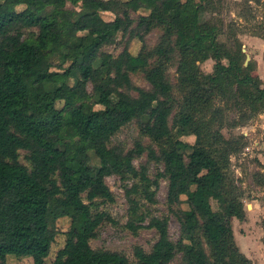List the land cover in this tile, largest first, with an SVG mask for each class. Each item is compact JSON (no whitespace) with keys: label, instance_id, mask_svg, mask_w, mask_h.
<instances>
[{"label":"trees","instance_id":"trees-1","mask_svg":"<svg viewBox=\"0 0 264 264\" xmlns=\"http://www.w3.org/2000/svg\"><path fill=\"white\" fill-rule=\"evenodd\" d=\"M4 6L10 13H0V264H8L9 254L30 257L31 264H45L58 233L56 221L61 217L80 225V231L72 227L64 232V249L71 258H60L53 264H132L121 253L95 250L89 244L100 223L99 215L91 210L92 201L113 199L105 177L139 176L147 182L143 195L150 200L153 196L148 192V179L132 162L145 148L140 142L127 151L109 146L111 136L130 121L142 119L140 131L152 140L161 141L170 134L172 85L166 65L175 51L183 58L178 63L184 80L193 84L188 98L203 89L196 78L198 70H191L197 68L198 60H214L212 72L206 74L209 90L220 89L223 78L234 73L239 84H250V75L241 76L244 55L238 52L227 65L222 63L215 49L214 30L198 29L199 10L194 0H4L0 8ZM141 9L148 13L136 15L142 23L137 28L132 13ZM104 11L113 13L114 18L104 19ZM154 24L165 26L167 35L175 36L173 45L178 48L168 44L159 47L157 64L149 66L148 54L143 52L144 34ZM29 29L36 34L24 36L23 31ZM118 33L127 35V40L138 39L142 46L136 54L125 46L117 56L97 64L100 49L115 43ZM204 39L207 44L200 42ZM193 46L199 50V57L189 53ZM54 55L68 66L51 70ZM136 71L144 74L149 88L132 83L130 74ZM68 79H73L72 85ZM87 83L92 86L91 93L86 92ZM254 88L264 98V88L257 84ZM59 102L62 106L57 108ZM94 105L102 108L95 109ZM191 117V113L180 116V133L169 149H162L159 155L148 149V154L163 165L160 175L168 181L167 203H179L180 196L194 185L220 208L213 211L207 207L197 213L179 210L175 214L178 240L172 241L163 229L150 251L134 247V264H167L177 254L186 264H210L199 232L210 245L221 249L222 264H226V253L231 255L221 245L224 241L234 245L231 220L244 218L243 207L225 195L223 166L198 146L196 127L188 130ZM90 131L96 133L91 140ZM187 134L196 136L194 144L180 138ZM19 150L26 151L31 167L18 160ZM89 151L99 159V165L83 163L81 157ZM39 161L43 166L39 167ZM187 162L206 172L190 174ZM138 188L135 183L125 189L131 214L127 227L131 231L139 227L134 223L140 219L138 202L131 196L139 192ZM81 193L89 202L79 200L72 210L71 196ZM185 240L190 242L195 258ZM236 253L245 264L250 263L240 250Z\"/></svg>","mask_w":264,"mask_h":264},{"label":"rangeland","instance_id":"rangeland-1","mask_svg":"<svg viewBox=\"0 0 264 264\" xmlns=\"http://www.w3.org/2000/svg\"><path fill=\"white\" fill-rule=\"evenodd\" d=\"M31 0H28L30 2ZM196 9L199 10L197 19L198 29H213L215 36V49L219 53L223 64H228L229 58H233L238 52L244 57L242 59V75H250L252 82L243 85L238 83L236 73L225 76L221 82L220 89L216 87L209 90V82L206 74L213 70L214 60L196 62L198 70L197 81L201 90L188 98L192 92L193 84L184 80L182 66L178 62L181 59L177 51L172 54V59L166 65V72L172 89V111L168 120L170 134L161 141H154L140 131V121L132 120L122 126L110 138L109 146H116L125 151L134 149L135 143L145 148L141 155L133 159L134 166L139 173H143L148 179L150 187L148 192H153L152 199H148L142 193L147 182L138 177L125 175L124 178L118 175L105 177V183L113 194V199L102 200L101 198L92 201L91 210L99 215V225L89 238L91 248L118 252L127 257L130 263L134 264L136 258L133 250L135 246H140L145 252L150 251L159 233L166 229L172 241L179 238V224L175 214L183 212H200L207 207L213 211H218L219 203L206 198L202 192L192 185L189 191L180 196L179 203H167L168 181L161 176L163 165L150 159L148 149H152L157 155L162 149H169L174 140L179 135L181 128L179 119L183 113H191L192 120L189 125L193 130L196 127L199 137L198 146L210 152L223 166L225 173L224 193L231 202L238 200L243 207L244 218L238 220L233 218L231 226L234 236V245L249 260V264H264V98H261L259 90L254 88L255 84L259 88H264V0H194ZM70 7L69 3L66 4ZM71 8V7H70ZM0 13L7 16L10 10L4 6L0 8ZM148 11L141 9L138 13H132L135 19L134 26L139 28L142 23L138 22L137 14H147ZM105 19L108 16L104 14ZM36 30H24L23 35H35ZM210 38V37H208ZM207 38V39H208ZM128 36L118 33L115 43L103 46L99 51V60L105 63L110 57L117 56L126 46L131 52L135 51L139 40L134 38L127 40ZM175 36H169L166 27L154 24L146 34H144V54H148L149 66L156 65L158 58L156 50L163 45H170L174 48ZM207 44V40H201ZM190 54L199 57L200 52L195 46ZM188 54L187 57L190 56ZM182 55H185L182 53ZM51 70H59V67L68 66V62L63 63L58 55L51 56ZM179 66V67H178ZM149 69V68H148ZM181 71V72H180ZM134 85L149 88L144 74L136 71L130 74ZM182 79H181V78ZM72 85L73 79H68ZM186 82V83H185ZM208 86V87H207ZM86 92H92L90 83L86 84ZM207 89V90H206ZM83 95V93H81ZM154 98V96H150ZM62 106V102L57 104V108ZM95 109H101V105H94ZM96 135L95 132L88 133L91 140ZM65 138L66 135L63 133ZM183 141L194 144L196 136L187 134L181 135ZM189 151V149H188ZM25 150L18 151V160L31 167L27 160ZM83 163L95 166L99 165V159L89 151L82 157ZM39 167L43 162H38ZM189 173L201 175L206 170H201L197 166L187 162ZM139 184V192L131 193L132 198L138 202L137 216L139 220L134 223L139 226L136 231H131L127 227V222L131 218L129 213L130 204L125 195V189L132 184ZM71 209L76 203L82 200L86 203L85 193L71 196ZM236 200V201H237ZM236 204V203H235ZM200 220L201 217H199ZM56 226L58 233L51 245L49 255L45 258V264H53L56 260L71 258V254L64 249V232L74 227L80 231V225L72 224L68 217L57 219ZM204 249L209 256L210 264H222L220 256L223 255L221 249L213 247L206 241V237L199 232ZM225 253L231 251V255L226 253V264H245L231 241H224ZM187 248L193 258L196 257L189 241L185 240ZM8 264H31L30 257H7ZM236 262V263H235ZM167 264H186L184 257L177 254Z\"/></svg>","mask_w":264,"mask_h":264},{"label":"crops","instance_id":"crops-1","mask_svg":"<svg viewBox=\"0 0 264 264\" xmlns=\"http://www.w3.org/2000/svg\"><path fill=\"white\" fill-rule=\"evenodd\" d=\"M3 1H4V0H0V3H2ZM122 1H128V0H122ZM104 14H106V15L108 16V19H106V20H112V19L114 18V14L111 13V12H109V11H104V12L102 13L103 18L105 19ZM139 48H140V46H139V44L137 43V47H136L135 51H133V52L129 51V52H130L131 54H136V53L138 52ZM64 218H66V217H61V218H59V219H64ZM59 219H58V220H59ZM10 256H14V255L9 254V255L6 256V259H7V257H10Z\"/></svg>","mask_w":264,"mask_h":264}]
</instances>
